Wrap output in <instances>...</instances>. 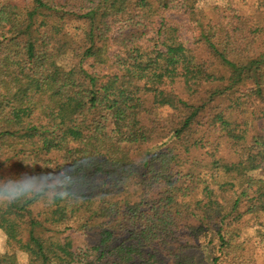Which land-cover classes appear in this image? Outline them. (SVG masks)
<instances>
[{
  "label": "trees",
  "instance_id": "obj_1",
  "mask_svg": "<svg viewBox=\"0 0 264 264\" xmlns=\"http://www.w3.org/2000/svg\"><path fill=\"white\" fill-rule=\"evenodd\" d=\"M213 1L0 0V177L92 181L0 207V264H258L264 0Z\"/></svg>",
  "mask_w": 264,
  "mask_h": 264
},
{
  "label": "clouds",
  "instance_id": "obj_2",
  "mask_svg": "<svg viewBox=\"0 0 264 264\" xmlns=\"http://www.w3.org/2000/svg\"><path fill=\"white\" fill-rule=\"evenodd\" d=\"M25 167L36 165L24 162ZM92 181L83 174L71 177L55 170L24 172L0 177V207L7 208L29 201L54 205L57 201L68 205L79 203V195L91 187ZM79 190V191H78Z\"/></svg>",
  "mask_w": 264,
  "mask_h": 264
},
{
  "label": "rangeland",
  "instance_id": "obj_3",
  "mask_svg": "<svg viewBox=\"0 0 264 264\" xmlns=\"http://www.w3.org/2000/svg\"><path fill=\"white\" fill-rule=\"evenodd\" d=\"M217 1H213L211 0L210 5L215 4ZM240 4H253V2L250 1H246V3H240ZM248 10V9H247ZM209 14L211 13V10H209L208 12ZM249 13V11L247 12ZM250 13L251 10H250ZM186 21V20H184ZM258 177H264V173L263 172H259L257 174ZM7 236L3 231H0V254H3L6 251V247H7ZM258 244V243H257ZM257 262L258 264H264V245L262 244H258V250H257ZM18 262L19 264H27L28 262V256L26 254H19L18 256Z\"/></svg>",
  "mask_w": 264,
  "mask_h": 264
}]
</instances>
